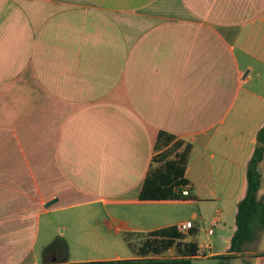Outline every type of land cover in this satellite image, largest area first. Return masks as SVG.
I'll return each instance as SVG.
<instances>
[{"label":"crops","instance_id":"0c3cea01","mask_svg":"<svg viewBox=\"0 0 264 264\" xmlns=\"http://www.w3.org/2000/svg\"><path fill=\"white\" fill-rule=\"evenodd\" d=\"M263 125L264 0H0V264L86 261L42 258L41 217L98 202L122 208L101 233L192 221L199 264H264V230L219 258ZM161 131L193 199L140 198Z\"/></svg>","mask_w":264,"mask_h":264},{"label":"trees","instance_id":"16d2710c","mask_svg":"<svg viewBox=\"0 0 264 264\" xmlns=\"http://www.w3.org/2000/svg\"><path fill=\"white\" fill-rule=\"evenodd\" d=\"M192 145L173 133L161 131L155 143V154L146 180L141 199H193L192 193L183 194V187L188 184L185 171ZM264 158V125L258 131L257 145L247 166V191L238 204L236 216L237 228L231 239L229 254L219 256L230 261L244 251L246 243L254 241L264 230V202L258 198L261 186L260 162ZM140 237L141 243L136 248L134 242ZM124 238L137 255L132 258L109 260L63 261L61 264H193L198 255L199 246L195 241H185L184 235L176 227L163 228L149 234L125 233ZM55 247L67 251L64 242H57ZM54 246V244L52 245ZM176 247L175 256L165 253Z\"/></svg>","mask_w":264,"mask_h":264},{"label":"rangeland","instance_id":"374dc122","mask_svg":"<svg viewBox=\"0 0 264 264\" xmlns=\"http://www.w3.org/2000/svg\"><path fill=\"white\" fill-rule=\"evenodd\" d=\"M54 206L50 207L52 209ZM121 211L116 205H104L101 202L84 205H71L61 211L45 213L41 217L37 251L42 258L48 259L58 250L57 242L67 245L72 260L103 259L115 255L124 258L132 256L133 250L129 247L124 235H112L104 228L101 233L98 228L106 226L107 221L114 222L112 210ZM123 210H125L123 208ZM57 211V212H56ZM134 242L139 248L141 239L136 237ZM54 244V246H52ZM171 256L172 254H165ZM135 256H137L135 254ZM193 264H199L197 259Z\"/></svg>","mask_w":264,"mask_h":264},{"label":"built area","instance_id":"2783aa9c","mask_svg":"<svg viewBox=\"0 0 264 264\" xmlns=\"http://www.w3.org/2000/svg\"><path fill=\"white\" fill-rule=\"evenodd\" d=\"M183 194L189 195L190 194V186L187 184L183 187ZM194 226L192 221L183 222L178 226V230L180 233H185L188 230L192 229Z\"/></svg>","mask_w":264,"mask_h":264},{"label":"water","instance_id":"95a60500","mask_svg":"<svg viewBox=\"0 0 264 264\" xmlns=\"http://www.w3.org/2000/svg\"><path fill=\"white\" fill-rule=\"evenodd\" d=\"M51 203H48V205H50Z\"/></svg>","mask_w":264,"mask_h":264}]
</instances>
